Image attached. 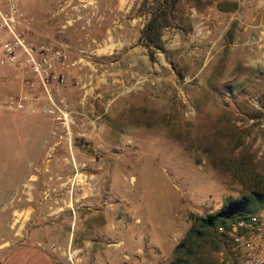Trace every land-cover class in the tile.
Segmentation results:
<instances>
[{"label": "rangeland", "instance_id": "obj_1", "mask_svg": "<svg viewBox=\"0 0 264 264\" xmlns=\"http://www.w3.org/2000/svg\"><path fill=\"white\" fill-rule=\"evenodd\" d=\"M15 2L67 57L68 127L41 96L0 112V264H171L242 196L264 223V0H182L160 49L141 36L157 0ZM20 93L0 67V102ZM193 247L189 264L243 255L221 232Z\"/></svg>", "mask_w": 264, "mask_h": 264}, {"label": "built area", "instance_id": "obj_2", "mask_svg": "<svg viewBox=\"0 0 264 264\" xmlns=\"http://www.w3.org/2000/svg\"><path fill=\"white\" fill-rule=\"evenodd\" d=\"M26 23L15 0H0V67L13 69L21 81V93L1 101L0 112L22 111L26 102L34 103L41 96L46 104L36 112L66 128L68 105L62 91L67 86V57L29 40L24 31ZM220 232L233 249L243 251L238 264H264V223L248 216Z\"/></svg>", "mask_w": 264, "mask_h": 264}, {"label": "trees", "instance_id": "obj_3", "mask_svg": "<svg viewBox=\"0 0 264 264\" xmlns=\"http://www.w3.org/2000/svg\"><path fill=\"white\" fill-rule=\"evenodd\" d=\"M182 0H157L152 7L150 17L141 31V36L147 43L160 49V33L167 27L175 26L180 21L182 11L180 2ZM197 5L199 0H185ZM252 200L247 196H242L236 201L227 203L219 212L205 218L195 217L194 226L184 239L175 248L176 258L171 264H189L188 257L195 256L194 244L210 233L220 232V229H227L228 225L238 219H246L250 214ZM223 235V233H221ZM191 244V245H190ZM183 253V257L179 256ZM186 258V259H185Z\"/></svg>", "mask_w": 264, "mask_h": 264}, {"label": "crops", "instance_id": "obj_4", "mask_svg": "<svg viewBox=\"0 0 264 264\" xmlns=\"http://www.w3.org/2000/svg\"><path fill=\"white\" fill-rule=\"evenodd\" d=\"M65 241H66V243H68V238H67ZM58 252H59L60 255H62V254L60 253V250H58ZM82 254H84V253H82ZM65 255H66V253H64V256H65ZM81 256H82V255H81ZM81 256H80V257H81ZM80 263H81V261H80Z\"/></svg>", "mask_w": 264, "mask_h": 264}]
</instances>
